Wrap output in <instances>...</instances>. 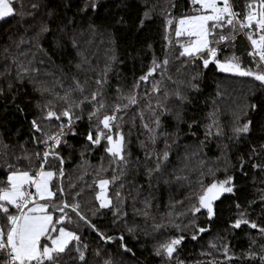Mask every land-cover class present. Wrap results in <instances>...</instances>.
<instances>
[{"label": "trees", "instance_id": "obj_1", "mask_svg": "<svg viewBox=\"0 0 264 264\" xmlns=\"http://www.w3.org/2000/svg\"><path fill=\"white\" fill-rule=\"evenodd\" d=\"M249 2L250 0H230L234 11L241 14L247 12L246 5ZM84 3L85 0H48L53 16H45L51 32L42 40V47L48 56L43 57V64H37V67L42 69L40 80L60 91L58 86L53 85V81L59 79L67 86L70 78L75 76L82 83L87 80V94L97 87L95 79L110 64L107 83L102 89L105 103L109 106L105 111L109 112L111 104L117 99L116 90L119 88L122 93H128L139 76L147 71L154 57L159 61L165 54L168 55L167 75L176 82L172 83L165 78L160 85L161 99L163 89L167 88L169 91L166 101L168 111L159 115L157 110L161 126L158 129L155 149L162 150L165 140L171 147L169 161L163 165L161 173L153 175L151 187L146 167L154 165L144 159L141 142L147 147L151 145L149 134L142 126L140 118V113L143 112V122L148 123L149 127H154L152 112L147 102L150 100L155 107L157 94L150 92V84L141 82V87L137 90L140 93L139 103L124 110L120 126L125 134L129 158L132 161L127 174L121 178L124 187L120 191L126 198L120 206V211L126 215L114 216L112 209L97 210L99 202L95 195L100 189L93 181L110 179L113 171L109 165V157L102 147L89 149L88 142L84 139L88 131L87 113L90 105L82 106L83 117L73 125L76 135L66 134L63 140L67 143L62 142L56 149L64 158L65 198L71 202L72 196L69 192L79 191L76 200L81 205L80 210L96 229L105 236H123V243L131 249V252H124L119 246V239L112 242L101 240L97 232L83 225L74 214L69 213L72 223L66 222L65 227L77 232L82 243L88 245L85 256L89 264H97L99 261L100 257L94 255L97 250L101 257H110L114 264H261L260 256L264 255L261 246L264 245V239H261L258 231L244 224L238 229H233L230 225L239 217V213L243 212L249 221L264 227V85L252 77L220 72L212 64L207 69L202 67L200 61L184 66L185 58H174L182 51L179 46L180 38L174 35V24L168 30L169 39H165L166 15L170 12L172 18L178 19L194 14L190 0H96L97 7L94 10L89 8L87 11H81ZM145 12L149 13L148 18L144 17ZM141 19L144 20L143 26L140 24ZM224 32L227 34L228 29L225 28ZM22 33L23 28L16 26L15 20L9 18L8 23L0 21V52L5 46L12 45V41ZM72 38L76 41L75 46L71 43ZM217 47L218 58L235 55L243 68L256 70L254 58L248 55L252 50L251 45L243 31L237 32L234 40L221 42ZM10 51H15L14 46L10 47ZM112 57H115V60H112ZM82 58L88 61L83 65L87 71L75 67ZM39 59L41 56L38 53L37 60ZM7 63L9 62L0 56V71ZM45 70L50 71L52 75H45ZM11 72L10 76H0V89L3 91V94H0V181L6 179V164H15L22 169L30 167L32 170L39 167L42 161L35 153L39 152L42 157L45 145L40 142V133L32 129V121L36 120L45 133L53 134L58 130V122L42 119L43 106L47 100H53L57 111L61 107L60 101L48 93L42 95L36 91V85L29 83L27 79L23 82L16 81L14 66ZM194 75L197 78L192 80ZM190 81L196 84L197 88H191ZM9 82L13 85L11 89L8 88ZM177 87L186 97L183 102L173 94ZM146 88L149 90L147 93ZM251 105H256L255 109L251 108ZM213 120L217 122L221 134H215L214 126L213 134L206 136L207 128ZM248 120L252 122L250 131L236 138L233 127ZM113 131L115 132V129ZM4 145L8 146L6 150ZM25 151L31 158L30 163L23 158ZM81 152L84 153L83 157ZM17 157L21 159L17 160ZM102 157L105 170L99 171ZM137 158L138 167L135 164ZM82 161L87 163L82 164ZM253 164L260 167L253 168ZM58 167L59 162L52 157L44 163L45 170H55ZM209 169L212 173L219 170L215 172V177L220 180L226 176L233 177L235 194H224L214 202L215 216L211 221L205 215L197 214V223L206 226L208 231L193 241L192 228L185 227L191 218L190 215H178L189 205L185 196L190 188L186 181H177L174 177L185 175L194 182L201 171L207 173ZM211 177L212 174L205 175L204 184L211 183ZM166 180L168 183H165ZM57 183L56 179L52 181L53 185ZM70 183L75 184V188L69 190ZM119 183L120 181H117L116 184L109 185L110 197ZM136 187H139V192L134 190ZM192 187L197 186L193 183ZM53 190L55 191V188ZM59 196L57 192L55 199L58 200ZM146 199L151 205L148 218L136 211L144 209ZM176 201H183V204H176ZM113 204H116L115 198ZM172 204H175L173 216L180 230L167 224L159 231L154 230V222L166 223ZM237 204L240 205L239 208L236 207ZM129 228L133 231L129 232ZM177 235H183L185 239L178 246L173 260L167 261L154 254V249L159 243ZM225 246L227 255L224 252ZM69 264L73 262L70 261ZM75 264L81 262L75 261Z\"/></svg>", "mask_w": 264, "mask_h": 264}, {"label": "snow or ice", "instance_id": "obj_2", "mask_svg": "<svg viewBox=\"0 0 264 264\" xmlns=\"http://www.w3.org/2000/svg\"><path fill=\"white\" fill-rule=\"evenodd\" d=\"M190 3L194 14L181 16L178 19L172 18L170 12L166 15L165 39H169L168 30L174 24L175 37H187L186 42L179 44L182 51L174 58H185L183 61L184 66L200 61L202 67L207 69L212 64L220 72L232 73L241 77H252L264 85V0H250L246 5L247 12L244 14L234 11L230 0H190ZM96 7V0H85L81 11H87L89 8L94 10ZM45 16L48 18L53 16L48 0H0V21L8 23L9 18H11L15 20L16 26L23 28V33L12 41V45L5 46L0 52V56L9 62L3 66L0 76L12 75L11 69L14 66V79L16 81L23 82L27 79L29 83L36 85V91L42 95L48 93L55 100L61 102V107L57 111L53 100H47L42 111L43 120L58 122V130L55 133H45L36 120L32 121V129L36 133H40V142L45 145L42 157L39 152L35 153L42 161L39 167L32 170L30 167L22 169L15 164H6L5 166L7 170L6 179L0 181V264H69L70 261L73 264H75V261H79L81 264H89L85 256L88 245L82 243L77 232L68 230L65 227L66 222L72 223V216L69 213L74 214L79 222H83V225L97 232L101 240L112 242L119 239L121 242L120 248L124 252H131V249L123 243V236L118 238L105 236L83 214L80 210L81 205L76 200V196L80 194L79 191L69 192L72 196L71 202L65 198L63 185L65 176L63 170L64 158L56 149L60 147L62 142L67 143L63 140L66 134L76 135L73 125L76 121L82 119L83 105H90V110L87 113L88 131L84 137L88 142L87 147L89 149L97 146L102 147V150L109 157V165L112 166L113 171L110 179L101 178L93 181L100 189L95 195V199L99 202L97 210L112 209L114 216L126 215V213L120 211V206L126 198L120 191L124 187V181L121 178L127 174L128 166L132 161L129 158L130 152L127 148L125 134L121 130L120 121L123 120L124 110L139 103L138 95L140 93L137 90L141 87V82L145 85L150 84V92L157 94L155 107L152 106L150 100L147 102L148 108L152 112L154 127H149L148 123L143 122V112L140 113L142 126L149 134L148 140L151 145V147H147L141 142V147L144 149V159L151 161L154 165L153 167H146L149 187L152 186L153 175L161 173L163 165L169 161L171 145L167 140L164 141L162 150L157 151L155 149L159 134L158 129L161 126L159 115H163L168 111L166 101L169 91L167 88L163 89V99H161L160 85L165 78L172 83H176L172 81L171 76L167 75L168 55L165 54L164 58L159 61L154 57L147 71L139 76L128 93H122L118 88L116 90L117 99L110 106L111 111H105L106 107L109 106L105 103L102 89L104 84L107 83L106 77L111 68L110 64L95 79L97 87L87 94H85L87 80L82 83L75 76L70 78V83L67 86L59 79H55L53 85L58 86L60 91H56L55 87H49L46 81L39 79L42 69L37 67V64H43L45 62L43 57L48 56L46 50L42 47V40L51 32ZM144 17L148 18L149 13L145 12ZM140 24L143 26V19H141ZM225 28L228 29L227 34L224 32ZM239 31H243L250 42L252 50L248 52V55L254 58L256 70L243 68L239 58L235 55L223 59L218 58L217 45L230 39L234 40L236 33ZM177 42L179 43V41ZM71 43L73 46L76 45L74 38L71 39ZM12 46H14L15 51H10ZM38 53L41 56L39 60H37ZM22 57L23 59H21ZM48 59L50 61V57ZM111 59L115 60V57ZM87 63V59L82 58L81 62L77 63L75 67L78 70L87 71L88 69L83 67ZM44 74L52 75L47 70L44 71ZM196 78V75L192 76V80ZM189 84L191 88H197V85L191 83V81ZM12 87V83L9 82L8 88L11 89ZM148 91L146 88L145 92ZM0 94H3L2 89H0ZM173 94L181 102L186 99L181 94L179 87L175 89ZM250 107L255 109L256 105ZM157 110H159V115H157ZM238 119L239 117H237ZM251 123L248 120L243 124L234 126L232 129L234 136L239 138L241 134H247L250 131ZM214 126H216L215 134H221L217 122L213 120L207 128L206 136L213 134L212 128ZM113 129H115V132ZM33 139L35 140L36 137L34 136ZM201 144H203V141H201ZM7 148L8 146L4 145V149ZM4 155H7V151ZM83 155L84 153L81 152L82 157ZM49 157L59 162V167L55 170H45L44 168V163H47ZM23 158L30 163L31 158L26 151ZM19 159L21 157H17V160ZM84 163H87V161H82V164ZM135 164L137 167L139 166V158H137ZM252 167L260 166L253 164ZM241 168H243V161H241ZM104 170L102 157L99 171ZM209 174L214 175L211 169L207 173L201 171L194 182L190 181L185 175H175L174 177L177 181H186L190 188L189 193L185 196V199L189 201V205L186 210L180 211L178 215H190L191 218L185 227L192 228L191 239L193 241L200 234L208 231L206 226H200L197 223L199 219L197 214H203L211 221L215 216L214 202L224 194H235L233 177L226 176L222 180L214 179L211 183L204 184V177ZM80 178L82 179V176ZM54 179L58 180L56 185L52 184ZM117 181H120V183L116 185L113 196L110 197L108 195L109 185L116 184ZM165 183H168V181L166 180ZM193 183L197 187H192ZM68 188L69 190L75 188V184L70 183ZM134 190L139 192V187ZM57 192L60 194L58 200L55 199ZM113 198H115L116 204H113ZM176 204H183V201H176ZM150 206V201L146 199L144 209L136 211L148 218L150 216L148 211ZM236 207L239 208L240 205L237 204ZM171 209L167 213L166 223L164 221L153 223L154 230L159 231L165 228L166 224L177 228L178 231L180 230V226L175 223V217L173 216L175 204L171 205ZM56 213H59V215H55ZM242 224L251 229H256L261 239H264V227L249 221L243 212L239 213V217L230 227L238 229ZM128 231L132 232L133 229L129 228ZM184 239L183 235L169 237L155 247L154 254L164 260L171 261L175 258L174 254ZM261 247L264 249V245ZM224 252L227 255L226 246ZM73 253L76 255L73 256ZM94 255L100 257L97 264H114L110 257H101L98 250L94 252ZM260 260L261 264H264V255L260 256Z\"/></svg>", "mask_w": 264, "mask_h": 264}, {"label": "rangeland", "instance_id": "obj_3", "mask_svg": "<svg viewBox=\"0 0 264 264\" xmlns=\"http://www.w3.org/2000/svg\"><path fill=\"white\" fill-rule=\"evenodd\" d=\"M190 15H192V14H190ZM186 40H187V37H180V43L186 42ZM217 171H219V170H215V172H217ZM215 172H213L214 175H212L210 181H213L214 179H215V180H220V178L215 177V176H216ZM209 183H210V182H209Z\"/></svg>", "mask_w": 264, "mask_h": 264}, {"label": "built area", "instance_id": "obj_4", "mask_svg": "<svg viewBox=\"0 0 264 264\" xmlns=\"http://www.w3.org/2000/svg\"><path fill=\"white\" fill-rule=\"evenodd\" d=\"M218 48V47H217Z\"/></svg>", "mask_w": 264, "mask_h": 264}, {"label": "water", "instance_id": "obj_5", "mask_svg": "<svg viewBox=\"0 0 264 264\" xmlns=\"http://www.w3.org/2000/svg\"><path fill=\"white\" fill-rule=\"evenodd\" d=\"M216 202V201H215Z\"/></svg>", "mask_w": 264, "mask_h": 264}]
</instances>
